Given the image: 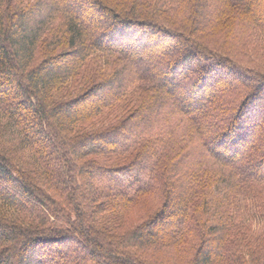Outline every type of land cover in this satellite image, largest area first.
Listing matches in <instances>:
<instances>
[{"label":"trees","instance_id":"1","mask_svg":"<svg viewBox=\"0 0 264 264\" xmlns=\"http://www.w3.org/2000/svg\"><path fill=\"white\" fill-rule=\"evenodd\" d=\"M0 264H264V0H0Z\"/></svg>","mask_w":264,"mask_h":264},{"label":"rangeland","instance_id":"2","mask_svg":"<svg viewBox=\"0 0 264 264\" xmlns=\"http://www.w3.org/2000/svg\"><path fill=\"white\" fill-rule=\"evenodd\" d=\"M102 122H103V123H111V122L108 121V120H103Z\"/></svg>","mask_w":264,"mask_h":264}]
</instances>
